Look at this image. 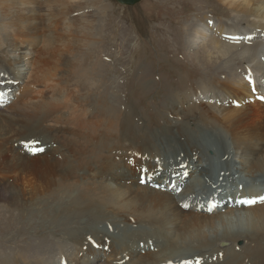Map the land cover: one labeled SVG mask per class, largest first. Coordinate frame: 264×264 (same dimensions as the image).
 Masks as SVG:
<instances>
[{"label": "bare ground", "instance_id": "obj_1", "mask_svg": "<svg viewBox=\"0 0 264 264\" xmlns=\"http://www.w3.org/2000/svg\"><path fill=\"white\" fill-rule=\"evenodd\" d=\"M34 1L37 5V0H0V73L7 75V80L10 82L7 88L16 94L12 102L5 108L10 111L6 118H15L12 116L14 111L18 115V121L21 123L20 128L18 124L15 125L16 131L18 130L17 127L21 131L18 139L39 141L41 145L46 146L44 153L52 155L56 147L53 141L55 136L53 135V126L58 125L60 122V119L54 114L58 106L49 101L51 98L53 101V95L44 97L45 93H35L33 88L29 86L35 87L43 79L44 88H47L46 84H49L48 87L53 86V89L57 87L55 85H58V90H61V93L62 90L66 91L64 90L65 87L60 88V85L66 83L62 75L66 76L68 72L66 69L69 66L68 61H75L78 70L80 69L90 51L92 52L93 44L96 45L100 42L98 41V34L101 32L102 25L96 21L98 12L86 15L80 11L79 16L84 23H81L79 27H75L69 19L72 11L81 10V7L85 6L84 0H48L43 9L39 7V9L33 10L30 7L34 5ZM178 1L181 2L182 0ZM216 1L226 6L240 21L228 25L222 24L219 26L217 33L212 35L208 30L209 24L207 21L209 18L206 17L188 26L183 35L185 43L187 42V46H189L187 49L189 56L190 53L194 52V48L204 51L207 47L210 48L211 51L206 52L207 58L200 63L201 69L206 74V84H209L210 87H206V84H200L197 88L186 91L185 95L178 96L176 101L172 99L170 102L183 108L184 104L187 106L186 101H189L191 106L184 108L191 110V113L197 116L195 121L204 128L209 127L211 134L222 142L223 147L231 148V162L229 161L230 163L226 164V156L223 161L228 166L232 165V168L225 173L226 180H223V182H226L229 187H235L238 183L246 184L248 179L251 181L264 177V102H254L251 94V84L255 90H262L264 86V0ZM77 3H81V5L76 7ZM103 5L102 0H91L92 7L95 9L101 7L99 15L106 11V6L103 7ZM88 17H90L89 21L95 22V25L88 22ZM247 17L253 19L252 23L245 24L243 20ZM243 24L245 25L243 26ZM57 31H61L72 39H74L73 36H76L77 38L74 40L78 44V50H74L73 43L68 50H65L66 52H63L65 64L62 71L59 70V60H55L52 70L56 77L58 74V77L53 80L54 76L47 73V69L41 63L45 60L39 58V55L50 54V52L48 53L49 45L47 46L46 42H51L53 33ZM170 34L172 41L180 46L182 44L181 33L174 31ZM232 34H237V37L241 40H238L237 37V40L226 38L227 35L233 36ZM38 44H41L39 53L38 48H35ZM179 46H177L178 52ZM15 53H17V56ZM13 55H15V58ZM36 56L38 58L34 62ZM220 64L222 65L220 66ZM25 65L26 68L23 69L22 66L25 67ZM25 70L27 73L23 74ZM39 71L41 75L37 76ZM26 89V92L29 93H24ZM209 90L211 97L204 96L206 91ZM193 91L197 92L193 93ZM31 92L37 95L38 99L29 98ZM190 93H193L194 98L185 100L186 94ZM65 100L69 99L64 98L63 101ZM28 102L29 107L25 108ZM55 102L57 103L56 100ZM96 107L105 112L107 110L113 111V109L108 108L105 100L96 101ZM126 108L127 104L121 110L128 111L127 116L124 115L127 122L118 124L119 130L115 129L114 133L110 137L108 136L110 139L108 138L109 141H105L103 144L105 147L101 145L104 142H102V139H98L99 137L97 138L95 135L92 137L93 134L92 136L87 134L82 138L86 140H81L84 142L83 145L82 143L79 145L80 157H73L77 154L71 155L72 157L65 155V161H89L101 159L102 154L106 153L108 159L116 158V161H97L100 164L97 174L86 175L89 178L88 182L92 181L90 177H93L94 182L92 183L100 185L101 190H97L96 187L87 188L78 193V196L69 197L63 204L64 209L61 213L63 218L72 223H76L79 218H85L88 223L118 218L119 220L111 222V224L122 227L119 238L95 231L94 239L97 240L100 247H104L106 240H109L107 251L109 257L117 259L121 257L120 262H123L122 264H174L176 261L178 262L175 264H178L181 260L180 256L184 254H193L192 259L202 261L200 264H264V205H256L242 210L224 209L221 212L209 214L196 210L200 202L199 200L195 201V197L211 193L207 191L204 194L199 193L196 190V184H200V179L204 178L206 171L211 168V163L206 160L211 159L213 154L197 147L195 138L190 136L189 139L187 136L186 128L181 126L175 127V130H172V127L168 128L167 140L174 146L179 147L181 153H183V159L172 161L166 167H164L163 161H159L161 153L148 136L145 137L140 134V138L138 137L139 133H137V136L131 134L133 140L141 139V144L146 143L148 145L137 154L140 159L145 160L141 164L138 163L141 166L137 167L138 171L142 170V165H148L144 169L149 170L151 174H162V176L155 178L156 182H152L151 186H148V184L144 186L137 185L136 165L129 167L127 170L121 169L122 164L128 163V160L131 161L130 158L123 156L120 151L125 149L121 144L123 133L130 130L129 127H132L133 122L131 116L133 113H130ZM75 120L77 121V119ZM89 123L91 122L89 121ZM191 132L194 133V129H191ZM112 149L115 151H111ZM169 151L171 152V150ZM113 153L114 155H111ZM63 156H61V159ZM154 156L157 161H146ZM185 162H188V165L194 168L191 174L188 173V176H193L195 172H197V175L195 181L191 183H188V181L178 183V179L175 178V182L182 187L179 196L152 189V186L156 184L163 185V181H171L168 180V178H172L171 175L166 176L165 171L172 170L173 173L180 174L184 169H188V165L184 169L180 166ZM202 163L209 164V167L198 171L197 167H203L201 166ZM72 167L74 165L70 164V170ZM67 168L66 166L65 169ZM96 175L100 178L97 179ZM82 176L83 174L77 177L74 175L71 179H75L77 183H83L80 180ZM236 180H238L237 183ZM261 183L255 182L253 187L244 186V195L257 194L261 188H264V184L262 186ZM9 190L5 187L3 190L0 188V198L10 197L13 199V193ZM54 191V194L59 196V190H53L45 194ZM45 194H38L34 199L37 201L36 198H42ZM229 198L238 200L240 196H229ZM1 201L3 200L1 199ZM186 204L190 205L191 209L186 210L181 207V205ZM125 228L130 230H125ZM54 229L60 228L55 227ZM61 231H64V229H61ZM71 231L70 229L67 232L68 235L72 236L69 241L81 248L86 245L87 250L85 252L81 251L79 257L75 254L74 257L71 255L72 258L67 257L66 259L63 257L65 255L60 254L61 260L67 261V264H80V260L86 258L84 264H93L96 258L94 253L96 254L99 251L92 249L88 244H84L83 240L76 239L71 235ZM239 238L243 239L240 246L237 245ZM219 242H226L228 246L221 247L218 245ZM58 247H61L58 242L44 240L37 247L28 251L25 250L26 252L23 251L24 255L20 257L19 261L15 260L19 253L7 255L4 264H21L22 262L43 264L45 259L40 257L47 256V249L52 251L53 248L55 250ZM235 247H238V249ZM101 251L104 252L100 249ZM89 256H92V258L90 259ZM53 257L56 256L53 255ZM193 260L190 264H193ZM56 262L60 264V261L57 260ZM120 262L115 264H120ZM0 264L3 263L0 262Z\"/></svg>", "mask_w": 264, "mask_h": 264}, {"label": "rangeland", "instance_id": "obj_2", "mask_svg": "<svg viewBox=\"0 0 264 264\" xmlns=\"http://www.w3.org/2000/svg\"><path fill=\"white\" fill-rule=\"evenodd\" d=\"M37 1V5L34 1V5L30 7L31 9L36 10L39 7L43 9L48 0ZM102 4H104L103 7L106 6V11L101 15H99L101 7L100 9L92 7L91 0H84L85 6L81 7V10L72 11L70 14L71 17L69 19L74 23L75 27H79L81 23H84L80 19V11L86 15L98 12L96 21L99 24L101 23L102 28L98 34V41L100 42L96 45L93 44L92 52L90 51L79 70L75 61H68L69 66L66 68L68 72L66 76L62 75L66 83L60 85V88L65 87L64 90L66 91L62 90L61 93V90H58V85H55L57 87L53 89V86L48 87L49 84H46L47 88H44L43 79L35 87L29 86L33 88L35 93H45L44 97L53 95L54 102L52 98L49 101L58 106L54 114L60 119V122L58 125L53 126V135H55L53 141L56 146L53 154L44 153L29 157L23 153L20 143L27 142V140L18 139L21 135L19 130L21 123L18 121V115L15 111L11 112L15 118L8 119L6 115L10 111L7 108L0 110V188L1 190L4 187L10 189L9 191L14 196L13 199L10 197L0 198V262L3 264L4 260L7 259L5 257H8L7 255L19 253L15 258V260L19 261L20 257L24 255L23 251L26 252L37 247L44 240L58 242L61 247L55 250L53 248L52 251L47 249V256L40 257L45 259L43 264H58L56 261H61V255H65L63 256L65 259L67 257L72 258L75 254L79 257L81 251L84 252V250L79 245L75 246L72 241H69L72 236L68 235L67 232L70 229L72 230L71 235L78 240H83L84 244H87L88 237L94 239L95 231L110 237L119 238L122 227L111 224V222L119 220L118 218H109L108 220L90 223L85 218H79L76 223H72L63 218L61 213L64 209L63 204L69 197L78 196V193L87 188L96 187L97 190H101L100 185L92 183L94 182L93 177H90L92 181L89 182L87 177L89 174H97L96 172L100 165L97 161H116V158L108 159V154L106 155V153L102 154V160L89 161H65V155L70 157L73 154H77L76 156L73 155V157H80L79 145L81 143L83 145V141L86 139L82 138L87 134L91 136L93 134L92 137L95 135V137H99L98 139H102V142H104L101 145L105 147L103 145L105 141H109V137L114 133L115 129L119 130L118 124L127 122L125 116H127L128 111H122L126 104V110L133 113L131 115L133 122L132 127H129V131L126 133L122 132L124 136L121 144L125 149L120 151L123 156L130 158L131 161L128 160V163L122 164L121 169L127 170L129 167L136 165L135 170L137 172V167H141L138 163L141 164L142 161H145L143 158L140 159L137 154L148 145L146 143L141 144V139H136V141L132 139L131 134H136L137 136V133H139L138 137L140 138V134L145 137L148 136L156 145L161 153L159 161H163L164 167L172 163V161H181L183 153H181L179 147L174 146L167 140L168 128L172 127V130H175L177 126L186 128L187 136L189 139L190 136L195 138L197 147L213 154L211 159L206 160L211 163V168L206 171L205 177L200 179V184H196V190L199 193L202 192L204 194L207 191L212 194L211 189L217 188L216 185L220 184L219 178L226 180L224 175L232 168V165H226L232 160L231 148L223 147L222 142L211 134L209 127L204 128L195 121L197 116L193 115L191 110H186V108L191 106V103L186 101L187 106L184 104L183 108H181L178 104L177 107L176 103H171L170 101L172 99L176 101L178 96L185 95L186 91L192 88L195 89L200 84H206L207 80L205 71L201 69L200 63L207 58L206 52L211 50L209 47L205 51L194 48V52L190 53L189 56L187 53L189 46H187V42L185 43V37L183 36L184 30L194 22H199L207 17L209 18L207 21L209 24H207L208 30L214 35L220 25H228L240 20L235 18V15L226 6L216 0H182L181 2L178 0H141L137 5L131 7L122 6L115 0H102ZM79 5L81 3H77L76 7ZM89 18L87 20L90 23L91 20L89 21ZM252 20V18L247 17L243 21L245 24H250ZM91 24L95 25V22L92 21ZM174 31H179L182 35L180 37L182 38L180 46L172 41L170 33ZM255 32L258 33L257 31ZM232 35H227L226 38L229 40L236 39L237 34ZM53 36L51 42H46V45H49L48 53L50 52V54L39 55V58L45 60L44 62L41 61V63L47 69V73L54 76L53 80H55L58 77V74L56 77L52 70L55 60H59V70L62 71L65 64L63 52H66L65 50H68L73 43L74 50L77 51L78 44L74 40L77 38L76 36H73L74 39H72L61 31L53 33ZM237 39L239 40L240 38L237 37ZM40 45L38 44L35 47L38 48V53L40 52ZM177 46H179V52L177 51ZM15 55H13L14 58ZM37 56L34 62H36ZM22 68H26V65L25 67L22 66ZM23 69L20 70L22 71ZM25 72L26 70L23 71V74ZM40 75V71L37 72V76ZM206 87L209 88L210 85L206 84ZM27 89L24 93H29L26 92ZM196 92L193 91V93ZM193 93L186 94L184 99L192 98ZM15 95L14 93V97ZM204 96L211 97L210 90L206 91ZM29 98L38 99V96L31 92ZM64 98L69 100L63 101ZM252 99L257 102L254 96H252ZM101 100H105L108 108L113 109L114 112L111 110L101 111L96 107V101ZM27 107H29V102L25 108ZM71 111L73 112L71 113ZM136 116L137 118H135ZM73 118L77 119V121H74ZM17 124L19 128L17 127L18 130L16 131L15 125L17 126ZM190 128L194 129V133L191 132ZM68 134L74 137H70ZM223 153L226 155H223ZM62 155L64 156L61 159ZM111 155H114V153ZM225 156L226 164L223 161ZM52 157L53 160L51 161ZM146 161H157V158L154 156ZM70 164L74 165L71 168L72 172L69 168ZM66 166L68 167L67 169H65ZM201 166L203 167H197L198 171L202 168H208L209 164L202 163ZM62 167L63 169L61 170ZM142 167L147 168L148 165H142ZM74 172L75 177L83 174L82 178H80L83 183H77L75 179H71L74 176ZM61 176L62 178H60ZM96 178L99 179L100 176L96 175ZM195 179L196 177L190 176L188 183L194 182ZM256 179L258 180L250 181L248 179L246 181V178L245 181L250 185L245 184V186L253 187L255 182H262L263 186L264 177ZM53 190H59V196L54 194L55 191L45 194ZM41 193H44L45 196L36 198V201L34 199L35 196ZM8 202L11 203L9 204ZM55 227L60 229H54ZM61 229H64V231H61ZM125 230L130 229L125 228ZM95 242L97 243V240ZM242 242L243 239L239 238L237 245L240 246ZM64 243L66 244L65 247ZM218 245L226 247L228 243L219 242ZM235 248L238 249V247ZM98 251V253H94L96 258L93 264H106V262L107 264H115L121 260V257L118 259L109 257L108 252H100V249ZM53 255L56 257H53ZM192 255L184 254L180 256V259H183L181 264H190L193 260ZM89 258L91 259L92 256H89ZM85 260L86 258L81 259L80 264H84ZM32 263L22 262L21 264Z\"/></svg>", "mask_w": 264, "mask_h": 264}, {"label": "snow or ice", "instance_id": "obj_3", "mask_svg": "<svg viewBox=\"0 0 264 264\" xmlns=\"http://www.w3.org/2000/svg\"><path fill=\"white\" fill-rule=\"evenodd\" d=\"M39 151H43V149H39ZM34 154H35V153H34ZM141 182L143 183L144 181L142 180ZM258 201H259L260 203H264V196L259 197V198H258ZM256 202H257V200H244V201H240V203L248 204V205L254 204V203H256ZM212 207H213V205L210 204V205H209V211H211Z\"/></svg>", "mask_w": 264, "mask_h": 264}, {"label": "water", "instance_id": "obj_4", "mask_svg": "<svg viewBox=\"0 0 264 264\" xmlns=\"http://www.w3.org/2000/svg\"><path fill=\"white\" fill-rule=\"evenodd\" d=\"M118 4L126 7H131L139 3L141 0H115Z\"/></svg>", "mask_w": 264, "mask_h": 264}]
</instances>
